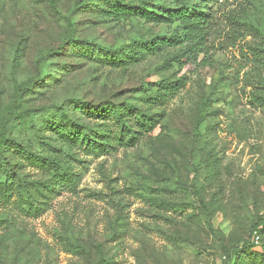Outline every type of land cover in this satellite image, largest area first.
Returning a JSON list of instances; mask_svg holds the SVG:
<instances>
[{"label": "rangeland", "instance_id": "obj_1", "mask_svg": "<svg viewBox=\"0 0 264 264\" xmlns=\"http://www.w3.org/2000/svg\"><path fill=\"white\" fill-rule=\"evenodd\" d=\"M79 1L0 0V130L56 156L77 182L45 195L56 171L19 158L40 208L0 202V264H264V0L120 1L191 9L195 45L182 20ZM68 37L106 49L168 42L131 45L120 61ZM54 105L97 135L100 154L60 133ZM121 127L141 133L134 145L116 142Z\"/></svg>", "mask_w": 264, "mask_h": 264}, {"label": "trees", "instance_id": "obj_2", "mask_svg": "<svg viewBox=\"0 0 264 264\" xmlns=\"http://www.w3.org/2000/svg\"><path fill=\"white\" fill-rule=\"evenodd\" d=\"M85 1L86 0H80L79 4H83ZM94 1H100L103 4L102 7L103 11H105L106 14L111 15L113 17L123 16L124 18H127V15L134 14L158 23H169V22L174 23L182 20L184 25L183 32L185 39L186 40L192 39L193 43H191V45H195L198 43V38H199L198 35H196L195 33H187V28L189 23H186L188 20L198 18V14L193 12L191 9L187 7H181V8L179 7L176 9L163 8L164 9L163 11L157 12L153 10H148L144 6H135V5L122 3L120 2L121 0H117V1L94 0ZM104 3H106V9ZM64 42H69L70 45L75 44L85 52L101 53L104 57H106L105 59L108 58L114 60L116 58H119L118 60L122 61L120 57H123L122 55L129 56L130 53H128V51L131 45L135 46L136 48L141 47V48H145L148 51L155 52L160 42H168V40H160L158 42H154L153 40L131 41L130 44H127L124 47H118L116 49H110V48L106 49L96 45H93V47L84 46V43H86L85 41L75 40L72 37H68ZM172 42L178 43L180 41L178 39H174ZM173 88L174 87L172 84L162 86V89L165 90H170ZM154 99L158 101V104H161L162 101H160L159 97H154ZM77 103H79L77 104L78 107L80 105L82 106L85 105L80 101H78ZM52 108L53 109L51 110H53V113H58L57 123L59 125L57 126V128L61 130L60 133H63L65 130H67L69 137L81 136L83 142H85L84 140L88 141L87 143H85V146L89 152H94L97 154H100L102 152V149H100L99 146L94 145V140L97 137V135H94L93 140L91 138L90 141L89 138L91 136L89 137L87 131H91V129L74 122V120L71 118L72 116L67 115L64 112L65 106L54 105L52 106ZM114 108L117 109L114 110V114H117L120 120L121 119L124 120V117H126L125 116L126 110L116 106H114ZM16 117H17V123L22 126L27 122L25 121V119L27 118V116L25 115H17ZM90 117H92V113H90ZM27 127L29 126H26L25 128ZM30 127L35 131H39L35 119H33L32 123H30ZM98 130L99 132L95 131L96 134L98 133V135H105L106 133L105 130L99 128ZM139 134L141 133H136V131L132 132L131 129L128 127L126 128L121 127L119 133L116 134L114 132L113 136H115V140L118 144L122 146H132L138 141ZM15 158H18L17 161L14 160ZM19 158L34 159L37 161H41L43 164H47L48 168H53V170L56 171L57 176L60 178V181L55 182L54 180L51 182V180H46L45 195L47 193H50L52 190H54V188L58 186L57 184H59V187L64 184H67L68 187L71 188L72 190L75 189L77 182H74L72 176L67 175L66 171H64V167L58 162L56 156L49 154L38 155L35 151L30 150L29 145L26 144L24 140H17L15 138H6L3 132L0 130V202L5 203L9 199L14 197L16 198L17 201H19L18 203L19 207L23 209L25 214H29V213L38 214V210L40 207L32 203L33 195L31 193L32 188H30V186L32 185L31 182L24 180L21 176L18 175L17 168L20 166V162H21ZM17 177L19 178L17 179ZM90 195L95 197L100 196V194L96 192H90ZM234 255H236V253H234Z\"/></svg>", "mask_w": 264, "mask_h": 264}]
</instances>
